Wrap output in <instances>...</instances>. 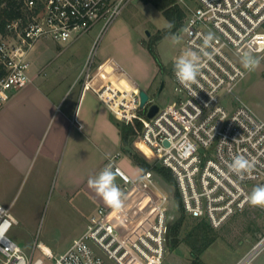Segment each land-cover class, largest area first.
<instances>
[{
  "label": "built area",
  "instance_id": "built-area-1",
  "mask_svg": "<svg viewBox=\"0 0 264 264\" xmlns=\"http://www.w3.org/2000/svg\"><path fill=\"white\" fill-rule=\"evenodd\" d=\"M17 1L28 18L11 22L0 40V109L13 91L32 81L29 58L41 41L68 44L103 22L102 32L131 0ZM177 2L186 14L178 35L183 33L187 49L200 56L198 85L184 88L173 72L177 96L165 107L153 98L141 107L135 85L125 90H117L113 81L94 86L91 67L83 86L94 90L118 120L140 127L138 142L149 151H143L145 156L171 172L183 212L219 229L247 209L246 197L255 186L264 185V119L237 93L250 73L240 64L242 51L250 46L257 57L264 54V0ZM209 33L213 39L205 45ZM155 104L159 111L150 118ZM235 155L256 161L251 175L231 172L228 165ZM109 166L126 195L124 211L99 207L85 231L59 255L41 245L42 257L27 254L9 237L18 223L11 206L0 203V264H163L171 235L169 204L176 194L160 186L155 167L133 177L114 160ZM262 244L264 239L237 264H251Z\"/></svg>",
  "mask_w": 264,
  "mask_h": 264
},
{
  "label": "rangeland",
  "instance_id": "rangeland-1",
  "mask_svg": "<svg viewBox=\"0 0 264 264\" xmlns=\"http://www.w3.org/2000/svg\"><path fill=\"white\" fill-rule=\"evenodd\" d=\"M102 24L103 22L89 33L76 39L77 43L73 46L64 47L62 52L59 53L61 49L54 48V68H60V71L69 73L74 71V75H76L81 68V66H78L84 65L82 63L87 58L82 78L84 83L88 68L91 67L92 72L100 68V64H98L99 56L104 54L114 55L119 52L131 58L134 66L133 70L137 71L139 77L145 76V71L150 73L149 60L146 57V50L148 49L145 43L154 38L158 32L166 33L170 22L163 12L151 3H145L142 0H131L122 8L120 15L110 26L101 32ZM183 24L184 20L182 26ZM181 27L176 33H170L157 44V51L161 61L164 62L166 71L159 73L150 92L154 97V101L162 107L172 103L177 96L172 78L173 64L176 58L187 49L184 34L178 35ZM173 37L176 38V43L173 42ZM140 38L142 39L140 40ZM258 58L261 60L260 67L250 72L239 84L237 93L255 113L264 119V54L258 56ZM153 60L155 61L154 58ZM96 78L98 80L95 79L94 82L104 83L98 77ZM162 85L164 86L162 87ZM138 129H135L136 135L133 136L128 147L133 152L144 155L138 147ZM141 148L149 154L144 145L141 144ZM123 153L124 155L119 159V162L128 165V167L123 168L132 176L139 175L141 170L161 166L155 158H148L147 162L150 164V168L140 167L131 159L124 147ZM38 159L39 157L34 161L20 187L17 186L14 189L16 191L18 188L16 197L1 200L3 204L7 205L9 199L12 214L19 220V223L12 227L9 237L27 254L34 255L35 258L42 257V250L40 249L42 243L51 248L54 255L65 252L74 239L85 231L90 216L98 206L96 198L92 197L93 194L88 192L90 191L88 188L83 189L78 194L77 191L70 194L62 191V188L57 184L62 161L53 166L51 177L47 183L44 182L43 185L40 182L36 183L33 180L36 173L33 166ZM122 160L124 161L122 162ZM154 170L160 186L169 194H178L175 188V180L170 182L164 179L156 169ZM173 200L169 204L171 225L181 215V211L183 212L177 200L175 198ZM185 216L186 220L179 235L180 243L177 247H174L171 242L169 243L163 264H195L192 249L187 244L188 234L192 231L195 220L186 214ZM213 229L216 241L200 255L201 262L203 264H237L252 253L254 247L264 239V208L249 205L244 212L232 217L221 228ZM251 264H264V247L256 252Z\"/></svg>",
  "mask_w": 264,
  "mask_h": 264
},
{
  "label": "crops",
  "instance_id": "crops-1",
  "mask_svg": "<svg viewBox=\"0 0 264 264\" xmlns=\"http://www.w3.org/2000/svg\"><path fill=\"white\" fill-rule=\"evenodd\" d=\"M75 43L77 42H70L69 45L59 44L50 39L41 41L30 54L29 74L32 81L25 88L13 91L0 109L2 204L1 200L16 197L20 184L38 157L33 166L36 171L33 180L36 183H47L53 166L62 161L57 177L59 187L68 194L76 191L78 194L88 188V192L93 194L92 197H95L98 203L96 210L101 206H108L88 187L89 177L98 175L111 160L122 168L128 167L127 164L119 162L124 155L123 138L121 129L115 123L114 119L117 118L113 111L94 90H84L82 78L87 58L82 63L84 65L78 66L81 68L76 75L74 71L69 73L54 68V48L61 49L60 53L64 47L69 48ZM146 53L150 73L145 71L142 78L133 70L131 58L118 52L114 55L99 56L100 68L93 71L95 79L101 68L107 67L127 88H133L135 85L147 91L154 99L150 90L159 76L160 69L150 52L146 50ZM162 63L164 64L163 61ZM107 82L110 81L107 80L103 84L96 81L93 84L102 86ZM117 89L119 90L118 87ZM138 147L142 152L145 151L139 142ZM139 154L147 160L145 153ZM118 182L116 177V183ZM8 200L9 204L6 206H11ZM17 222L19 223L18 219Z\"/></svg>",
  "mask_w": 264,
  "mask_h": 264
},
{
  "label": "trees",
  "instance_id": "trees-1",
  "mask_svg": "<svg viewBox=\"0 0 264 264\" xmlns=\"http://www.w3.org/2000/svg\"><path fill=\"white\" fill-rule=\"evenodd\" d=\"M145 3L153 4L158 10L163 12L166 18L169 20L170 25L166 31V33L158 32L154 38L148 40L145 43L146 48L155 59L160 72L166 71L164 64L162 63L158 51H157V44L160 40L164 37L168 36L170 33H176V31L182 26L183 20L185 18V11L183 8L178 4L177 0H142ZM19 18L26 19L28 18L27 11L22 8L21 4L17 0H0V34L2 36L7 35L8 33V25L17 20ZM0 72L3 73L4 70L2 66H0ZM97 77L106 82L107 80L113 81L114 84L120 89H126V85L117 78L112 71L107 68H101ZM118 90V89H117ZM107 97V94H104ZM118 99H121L119 97ZM121 111L122 107L119 106L117 108ZM122 112V111H121ZM115 123L119 126L122 132L123 138V147L124 150L127 151L128 155L131 159L138 164L140 167L143 168H150V164L147 160L141 156L137 152H133L129 149V145L132 142L133 136L136 135V131L132 125H127L126 123L114 119ZM156 171L162 175V177L170 182H174V177L172 176L171 172L163 166H157L155 168ZM176 199L178 204L181 206V201L179 194H176ZM182 208V207H181ZM186 220V216L184 212L181 211V215L177 218L175 223L171 225V235H170V242L174 247H177L180 243L179 235L182 229V226ZM195 225L192 231L188 234L187 244L192 249V256L194 257L195 264H203L200 260V255L204 253L215 241L216 236L214 235L213 227L205 220V219H194Z\"/></svg>",
  "mask_w": 264,
  "mask_h": 264
},
{
  "label": "clouds",
  "instance_id": "clouds-1",
  "mask_svg": "<svg viewBox=\"0 0 264 264\" xmlns=\"http://www.w3.org/2000/svg\"><path fill=\"white\" fill-rule=\"evenodd\" d=\"M203 39L204 44L208 45L213 39V36L209 33ZM173 42H177L175 37H173ZM204 55L207 56L208 53L205 52ZM240 64L245 72H253L260 67L261 60L253 53L249 46L247 51H242ZM201 67L200 56L189 48L176 58L173 64V71L177 81L184 88L191 91L193 85L199 84L198 77ZM240 75L243 76L244 73H240ZM255 166L256 161L244 155H235L228 165L231 172L240 177L251 175ZM116 177L117 173L109 166L102 169L95 177H89L87 184L90 189H93L103 199L106 206L112 209L114 213L119 214L126 207V195L116 184ZM246 199L250 205L264 208V185L255 187ZM6 226L7 222H5L4 227ZM0 235H3V231H0Z\"/></svg>",
  "mask_w": 264,
  "mask_h": 264
},
{
  "label": "water",
  "instance_id": "water-1",
  "mask_svg": "<svg viewBox=\"0 0 264 264\" xmlns=\"http://www.w3.org/2000/svg\"><path fill=\"white\" fill-rule=\"evenodd\" d=\"M164 85H162L163 87ZM140 99H141V107H144L148 101H150L151 96L149 93L143 89H140ZM159 111V105L155 104L150 108L148 116L152 118Z\"/></svg>",
  "mask_w": 264,
  "mask_h": 264
},
{
  "label": "bare ground",
  "instance_id": "bare-ground-1",
  "mask_svg": "<svg viewBox=\"0 0 264 264\" xmlns=\"http://www.w3.org/2000/svg\"><path fill=\"white\" fill-rule=\"evenodd\" d=\"M93 83H94V81H93ZM41 246H42L43 250H45L46 252L50 250V248L45 244H42Z\"/></svg>",
  "mask_w": 264,
  "mask_h": 264
}]
</instances>
